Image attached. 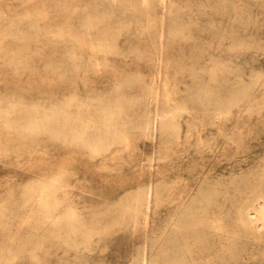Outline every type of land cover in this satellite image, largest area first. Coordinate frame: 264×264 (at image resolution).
Here are the masks:
<instances>
[{
	"label": "rangeland",
	"instance_id": "obj_1",
	"mask_svg": "<svg viewBox=\"0 0 264 264\" xmlns=\"http://www.w3.org/2000/svg\"><path fill=\"white\" fill-rule=\"evenodd\" d=\"M259 209L264 0H0V264H264Z\"/></svg>",
	"mask_w": 264,
	"mask_h": 264
},
{
	"label": "bare ground",
	"instance_id": "obj_2",
	"mask_svg": "<svg viewBox=\"0 0 264 264\" xmlns=\"http://www.w3.org/2000/svg\"><path fill=\"white\" fill-rule=\"evenodd\" d=\"M194 65H196V64H194ZM258 204V203H257ZM256 217L255 218H258V219H264V209H259V210H256V215H255ZM247 223L248 224H253V223H255L254 222V219H252V218H250L248 221H247ZM260 224V223H259ZM257 227V226H256ZM142 264H148V260H147V258H143V260H142Z\"/></svg>",
	"mask_w": 264,
	"mask_h": 264
}]
</instances>
